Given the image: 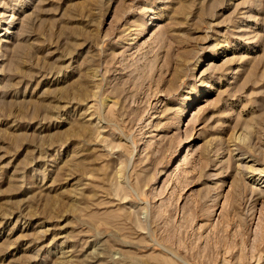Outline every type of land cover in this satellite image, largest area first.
<instances>
[{"label": "rangeland", "instance_id": "obj_1", "mask_svg": "<svg viewBox=\"0 0 264 264\" xmlns=\"http://www.w3.org/2000/svg\"><path fill=\"white\" fill-rule=\"evenodd\" d=\"M0 264H264V0H0Z\"/></svg>", "mask_w": 264, "mask_h": 264}]
</instances>
